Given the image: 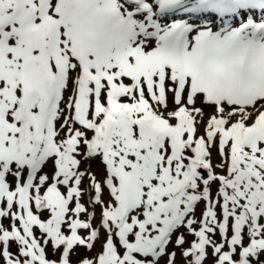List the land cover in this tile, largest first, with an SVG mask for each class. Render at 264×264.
Returning a JSON list of instances; mask_svg holds the SVG:
<instances>
[{"label": "snow or ice", "instance_id": "snow-or-ice-1", "mask_svg": "<svg viewBox=\"0 0 264 264\" xmlns=\"http://www.w3.org/2000/svg\"><path fill=\"white\" fill-rule=\"evenodd\" d=\"M209 259L264 264V0H0V264Z\"/></svg>", "mask_w": 264, "mask_h": 264}, {"label": "rangeland", "instance_id": "rangeland-1", "mask_svg": "<svg viewBox=\"0 0 264 264\" xmlns=\"http://www.w3.org/2000/svg\"><path fill=\"white\" fill-rule=\"evenodd\" d=\"M213 188L215 189V185H213ZM203 205H201L202 207ZM197 214H199V210L197 212ZM97 216L99 217V211L97 210ZM5 223H7V221H5ZM189 239H192V237L190 236ZM100 248V244L99 242L96 245V249L93 250V252H95L96 250L98 251V249ZM13 251H15V246H13ZM77 253L78 255H74L72 258L73 260H76V258L78 259L79 256H83V255H92L93 253H86L85 250L83 248H79L77 249ZM211 263V260L209 259V264Z\"/></svg>", "mask_w": 264, "mask_h": 264}, {"label": "bare ground", "instance_id": "bare-ground-1", "mask_svg": "<svg viewBox=\"0 0 264 264\" xmlns=\"http://www.w3.org/2000/svg\"><path fill=\"white\" fill-rule=\"evenodd\" d=\"M99 250V249H98ZM97 251V250H96ZM86 255V254H85ZM77 259V258H76Z\"/></svg>", "mask_w": 264, "mask_h": 264}]
</instances>
